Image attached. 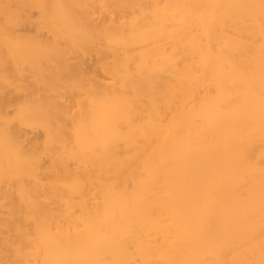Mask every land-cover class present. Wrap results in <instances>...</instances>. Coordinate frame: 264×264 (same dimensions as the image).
<instances>
[{
  "label": "bare ground",
  "instance_id": "6f19581e",
  "mask_svg": "<svg viewBox=\"0 0 264 264\" xmlns=\"http://www.w3.org/2000/svg\"><path fill=\"white\" fill-rule=\"evenodd\" d=\"M0 264H264V0H0Z\"/></svg>",
  "mask_w": 264,
  "mask_h": 264
},
{
  "label": "rangeland",
  "instance_id": "374dc122",
  "mask_svg": "<svg viewBox=\"0 0 264 264\" xmlns=\"http://www.w3.org/2000/svg\"><path fill=\"white\" fill-rule=\"evenodd\" d=\"M93 61H92V60ZM90 60V62H87V64H88V66H90V65H92L93 64V62H94V58H88V60L87 61H89Z\"/></svg>",
  "mask_w": 264,
  "mask_h": 264
}]
</instances>
